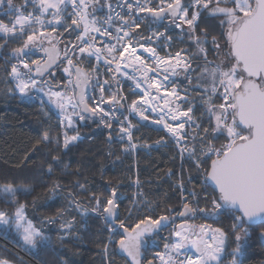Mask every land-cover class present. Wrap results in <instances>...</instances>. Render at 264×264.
I'll list each match as a JSON object with an SVG mask.
<instances>
[{
    "label": "snow or ice",
    "instance_id": "6c2138e0",
    "mask_svg": "<svg viewBox=\"0 0 264 264\" xmlns=\"http://www.w3.org/2000/svg\"><path fill=\"white\" fill-rule=\"evenodd\" d=\"M27 2L28 0H25L26 4ZM151 2L152 0H144L143 3L141 0H131V2L117 0V7L126 8L125 16L121 12L114 11L108 0H104L110 14L106 19L98 20L95 15L90 14L89 8L95 11L100 0H38L40 14L36 16L31 12L24 15L20 7L14 6L12 0H7V12H15L17 15L11 27L0 22V33H4L6 37L9 35L16 37L23 36L26 31L29 32L27 38L23 40L22 47L12 50L18 63L11 65L8 75L14 81V88L9 87L7 91L9 93L18 91L23 99L29 101L34 99L32 92L42 93L43 97H47V103L58 110L62 145L60 136H53L45 131L33 145V151L38 150L40 144H54L62 146L66 152L70 151L82 140L73 117L87 122L97 115L102 122L108 121L105 127L109 129L112 128V120L120 123L117 139L123 143L125 136L127 137V146L123 151L136 149L137 145L132 142V130L136 126L127 117L120 121L119 117L111 112H105L100 106L105 104L103 96L105 88L110 90L112 82H115L117 89L111 92L107 104L112 106L113 111L123 114L121 110L127 97L120 95L122 89L117 73L133 81L135 89H142L140 99L132 100L128 105L129 113L139 115L141 120H148L149 116L145 115V112L149 111V108H145V105L150 106L151 112H156V105L163 100L164 107L160 109V118L155 123L163 125L166 134L174 140L181 160L192 161L197 171L204 173V184L207 186L211 182L213 190L218 192V195L210 201L211 209L193 208L188 202H184L183 211L177 215L186 217L191 214L194 217L200 213L213 219L219 218L224 213L231 215L233 219L231 228L235 234L237 247L232 253L230 264H237L236 256L241 250V244L249 236V230L245 225L264 224V0H185L183 3L182 0H172L171 3L160 0L158 7H151ZM3 3L4 0H0V4ZM32 3L35 7L36 0H32ZM190 9L193 10L189 18ZM48 13L51 19L46 20L44 17ZM140 13L151 14L156 21L165 15L170 16L175 27L184 32L195 51L189 53L188 48H181L174 54L168 52L165 56H161L157 47L161 50L170 48L172 37H166L162 32H154L147 37L139 36L137 30L147 19V16H140ZM204 13L218 20L220 37L214 35L210 42L216 60L208 58L209 48L205 47L209 44L208 31L201 29L200 34H197L199 18ZM90 15L91 19H89ZM114 17L120 21L119 26L114 23ZM69 18L71 23H68ZM34 25H39L42 30L38 32ZM183 25H187L186 30ZM57 26L64 28L65 32L82 27V31L76 37L79 43L73 44L71 48L65 47L63 54L68 64V67L63 69L64 72L68 73L69 77L73 75L75 77L68 82L73 88L71 96L52 91V86L48 91L42 87L43 84L48 83L43 77L52 76L49 70L59 59L58 52L55 57L52 55L55 50L53 40L56 39L52 33L57 32ZM48 27H51V32L43 30ZM93 33L107 38V43L103 47H97V39ZM58 35L62 34L58 33ZM153 38L157 47L151 46ZM45 40L50 48L43 47ZM160 41H163V44H160ZM133 44L136 47H132ZM4 46L0 44V47ZM33 48L43 51L47 59L31 60L30 63L22 59L29 56ZM138 48L148 56L137 54ZM73 56L77 57L76 63ZM91 57H95L98 63L103 60L107 72L111 74L110 80L106 79L101 83L99 77L95 76V66L91 72L78 66L82 59ZM201 60L203 66L200 64ZM122 62H127L124 67ZM193 64L196 67H193ZM127 68H131L132 72L129 73ZM33 72L35 77L40 78L39 81L34 78ZM181 74L186 83L182 88H178L173 78ZM93 79H95L94 86L100 91V102L95 106L87 102L89 99H94L87 95V89ZM162 89L164 96L160 95ZM153 91L156 95L152 94ZM133 94L137 93L133 91ZM43 97L39 95L35 97L40 99L42 106L45 103ZM216 99H221L223 102L217 104L214 102ZM194 100H199L204 108L201 119L207 117L206 126L201 123V119L193 115ZM165 116L170 117L172 122H168ZM125 122L127 127L123 126ZM70 131L74 134L69 135ZM221 136H224L226 142L217 146L214 141ZM109 138L111 139V133ZM162 142L163 138L162 141H157V144ZM141 147L150 148L151 145L144 144ZM209 160L210 165L207 168L203 167ZM59 161V156L52 157L53 163ZM52 172V164H49L48 173L52 174ZM191 179L190 176L189 180ZM136 183L139 186L138 179ZM177 186L183 192L182 180ZM0 187L5 202L16 205L12 213L0 210V226H3L0 232L7 234L9 227L14 224L27 251L38 253L39 249L48 247L51 243L50 238L35 227L32 221L26 219L25 204L20 203L17 198L18 193L30 195L32 188L11 183ZM60 187V184L56 183L49 191L55 195ZM80 190L86 191V188L81 185ZM138 195L142 196L143 193L140 192ZM189 195L195 197L196 192L193 190ZM112 196L121 198L117 197L115 189L112 190ZM91 199L96 201L95 206L88 207L78 198L73 197L70 208L75 209L82 218L87 217L89 213L103 217L109 225V243L104 245L105 255L108 256L109 244L113 242L115 235L120 234L115 231L118 205L112 198L107 199L103 206L98 197L93 196ZM186 199L182 196V200ZM204 199H208L207 193ZM65 212L66 210H57V217L61 221L59 231L62 234L57 237L60 242L65 237L79 239L76 231L79 221L75 217L66 219ZM46 219L52 223L56 218ZM170 219L166 215L156 219L146 216L131 227H125L124 222L119 221L118 226L123 229L121 238L116 241L119 250L130 258L131 264H141L140 249L144 243L143 238L149 233L155 234L166 228ZM169 240L171 242L165 243L164 251L156 254L160 264H221L228 236L221 228L211 229L205 225L185 223L174 228ZM192 249H195V255L192 254ZM0 264H10V261L0 259ZM148 264L153 262L149 260Z\"/></svg>",
    "mask_w": 264,
    "mask_h": 264
},
{
    "label": "trees",
    "instance_id": "16d2710c",
    "mask_svg": "<svg viewBox=\"0 0 264 264\" xmlns=\"http://www.w3.org/2000/svg\"><path fill=\"white\" fill-rule=\"evenodd\" d=\"M183 1L185 2V0ZM12 2L16 7H21L23 4V0H12ZM6 8H8V3L7 0H4V3L0 4V10ZM102 9L103 6H101V14ZM192 10H189V17H191ZM90 14H93L91 9ZM183 28L186 30L187 25H183ZM201 29H206L209 33V44L205 45L209 48L208 58L216 60L217 57L211 50L210 42L212 36L220 37L218 20L204 13L199 18L198 35ZM137 32L142 37L152 35L151 33L154 32H162L166 37H172V46L163 50L157 47L156 41L153 42L158 53L164 56L168 52L174 54L186 46L188 49L193 47L184 32L175 27L171 18H167L162 23L147 18ZM61 34L52 33L56 38L53 43L55 42L63 48L76 39L78 32L70 29ZM56 40L59 42L57 43ZM221 42H223L222 39ZM159 43L163 44V41ZM0 44L5 45L0 47V186L11 183L32 188L30 195L25 196L18 193V201L25 204L26 219L32 221L33 225L39 228L51 241L48 247L39 249L38 253H30L26 250V246L13 224L9 227L7 234L0 232V259H6L10 261V264H62L65 261L67 264H109V262L111 264H129L124 257L119 256L116 252V241L121 238V234L114 236L113 242L109 244V254L106 256L104 245L109 243V225L101 215L95 213H89L85 218L78 215L75 209L70 208V201L73 197L78 198L82 204L88 207L95 206L96 201L91 199L93 196L100 199L102 206L106 204L107 199H115L118 205L115 231L118 233H120L119 221H123L126 227H131L146 216L153 219L161 215L171 217L180 211L184 202H188L193 208L211 209L210 201L217 194L209 185L204 184V173L197 171L192 161L180 162L176 144L172 142L163 128L153 126L133 115H128V117L131 123L136 126L132 130V142L137 145V148L129 152L123 151L127 142L121 143L117 139L120 123L117 120H112V128L109 129L105 127V123L108 121L102 122L99 115L87 122L77 120L76 127L82 140L77 142L70 151L66 152L62 146L54 144H40L38 150L33 151V145L45 131L50 135L60 136L62 145V129L56 116L52 114L45 117L43 115L37 101L23 100L17 95H9L3 90V78L8 77L11 64L18 62L12 50L22 47L23 36L4 37L0 35ZM73 60L77 62V57L75 56ZM200 64L203 65L202 60ZM79 65L90 72L95 66V76L99 77L101 83L106 79H111V74L107 72L104 65L95 63L93 58L82 59ZM193 65L196 67L195 64ZM60 66L61 64L55 68V74L49 79L43 78L48 81L45 84L49 87L63 88L65 77ZM117 77L120 79V88L122 89L120 95L127 97L124 108L121 110L123 114L113 111L112 106L107 104L111 92H115L117 89L115 82H112L110 90L105 88L103 93L105 104L100 106L104 108L105 112H111L114 116L119 117L120 121H123L128 114L127 106L131 104L132 100L140 99L142 93L135 89L132 81L122 78L118 74ZM173 80L178 88H182L186 83L183 74ZM94 85L95 79L91 82L90 90L87 93L88 96L94 98L87 101L91 106L100 102L99 88ZM133 91L137 94L134 95ZM194 103L193 114L196 118L201 119L204 108L199 100H195ZM201 123L207 125L206 116L201 119ZM124 124L126 125V122ZM110 133L111 139L109 138ZM72 134L74 133L70 131L69 135ZM162 138L163 142L157 144V141H162ZM224 142H226L224 136L214 141L217 146ZM144 144L151 145V147H141ZM53 156H59L60 161L53 163ZM209 163L210 160L203 167L207 168ZM49 164H52L53 167L52 174L48 173ZM190 176L191 180H189ZM137 179L140 182L139 186L136 183ZM181 180L184 184L183 192L177 186ZM56 183L61 187L53 195L49 189ZM81 185L86 188V191L80 190ZM113 189L116 190L117 197L121 198L117 199L112 196ZM193 190L196 192L195 197L189 195ZM140 192L143 193L142 196L138 195ZM70 193L71 195H69ZM205 193L208 194L207 200L204 199ZM182 196L187 199L182 200ZM15 207L16 205L5 202L2 187H0V210L12 213L15 211ZM58 209L66 210L65 217H75L79 221L76 230L79 239L65 237L62 242L57 239L62 234L59 231L61 221L57 217ZM170 209H174V211H170ZM48 217L56 219L49 223L46 219ZM184 219L194 221L197 226L214 224L220 227L228 236L227 256L222 259L221 263L232 259V253L237 244L231 228L233 223L231 215L224 213L219 218L213 219L205 214L197 213L194 218L189 214ZM181 220L183 219L176 220L169 227L148 237L147 245L143 248L142 264H146L147 260L152 259V253L158 251L156 246L149 244V240L157 238L159 240L157 247H162L166 242L163 234L173 224ZM2 227L0 226V228ZM245 227L249 230V236L241 244V250L236 258L237 264H264V246L258 235L259 231L264 230V224L245 225Z\"/></svg>",
    "mask_w": 264,
    "mask_h": 264
},
{
    "label": "rangeland",
    "instance_id": "374dc122",
    "mask_svg": "<svg viewBox=\"0 0 264 264\" xmlns=\"http://www.w3.org/2000/svg\"><path fill=\"white\" fill-rule=\"evenodd\" d=\"M27 4L29 5L28 7L29 8H33L34 10L35 9H38L39 10V7H38V0H36V5H35V7H34V5H33V3H32V0H28V2H27ZM34 10H32V11H34ZM69 11H71V8H69ZM89 12H90V9H89ZM0 20L1 21H3V22H5V23H8V21H9V18H8V16L7 15H5L3 12H1L0 11ZM40 14V13H39ZM91 15H93V14H91ZM91 15H90V17H91ZM46 20L47 19H51V15H50V13H48V14H45V17H44ZM190 18V17H189ZM68 23H71V20H70V18L68 19ZM36 29H37V31L39 32V31H41L42 29L40 28V26L39 27H37V26H34ZM155 28H157V27H155ZM154 28V29H155ZM44 31H47V32H51V27H48V28H46V29H43ZM64 31V28H62V27H59V26H57V32L56 33H62ZM29 34V32L28 31H26L25 33H24V35H23V40L24 39H26L27 38V35ZM80 34V32H78V35ZM152 34V33H151ZM77 35V36H78ZM53 36V35H52ZM73 42H70L69 43V45L67 44L66 46H64L63 48H62V52H61V54H60V58H61V71L63 72V74H64V77H65V82H64V86H63V88H56V87H52V91H59V92H63V93H65L66 95H68V96H71L72 94H73V88H72V86L71 85H69V80L70 79H72L73 80V76L72 77H69V75H68V73H66V72H64V68L65 67H68V64H67V60H65L64 59V57H63V54H64V49H65V47H68V48H71L72 46H73V44H76V43H79L76 39H74V40H72ZM45 42L46 43H48L47 42V40H45ZM153 42H155V39L153 38ZM153 42H152V47H155L154 46V44H153ZM56 45H58V44H56ZM97 45L99 46V47H103V45L104 44H102V43H100V42H97ZM134 45V44H133ZM135 46V45H134ZM185 48H187V46L185 47ZM226 50V49H225ZM78 51V50H77ZM192 51H195V49H194V47H191L190 49H189V53H191ZM160 54V53H159ZM71 55V54H70ZM125 55H127V53L125 54ZM148 55V54H147ZM161 55V54H160ZM161 56H164V55H161ZM75 56H73V58H74ZM91 58H93L94 60H95V63H98L97 61H96V59H95V57H91ZM22 59H24V60H26L27 62H31V56H25L24 58H22ZM18 62H14V63H12V64H17ZM100 64H102V65H104V67L106 68V65L103 63V60H101L100 62H99ZM127 62H122V67H124L125 66V64H126ZM11 64V65H12ZM201 66H203V65H201ZM113 67H114V65H113ZM193 67H194V65H193ZM127 71H129V73H131L130 72V70H131V68H127L126 69ZM11 71V67L9 68V72ZM22 71H23V69H22ZM118 75H121L120 73H117ZM116 74V75H117ZM180 76H182V74L180 75ZM122 77V76H121ZM122 78H125V77H122ZM160 77H158V79H159ZM176 78V77H175ZM38 81H39V79L38 78H36ZM3 90H5V92L7 93V94H9V95H13V94H15V95H17L18 97H20V99H23L21 96H20V94H19V92L18 91H13V92H11V93H9L8 91H7V89L9 88V87H13L14 88V81L12 80V78L8 75V77H4L3 78ZM132 83L134 84V87H135V83L132 81ZM42 87L44 88V90L45 91H48L49 90V86L48 85H46V84H43L42 85ZM139 90H142V89H139ZM163 90V89H162ZM199 91H197V93H198ZM196 93V94H197ZM163 94H164V90H163ZM184 93H181V95H183ZM195 94V93H194ZM31 95L34 97V99H32L33 101H37L38 103H39V105H40V110H41V112L43 113V115L45 116V117H49L50 115H54V116H56L57 118H58V121H59V123H60V116L58 115V110H56L52 105H50V104H48L47 103V97H43V94L42 93H40V94H37L36 92H32L31 93ZM41 96V97H43V100H44V105L42 106L41 105V102H40V99L39 98H35V97H37V96ZM23 100H25V99H23ZM195 101V100H194ZM194 101H193V103H194ZM215 103H217V104H219V103H222L223 101L222 100H218V99H216L215 101H214ZM195 104V103H194ZM130 105V104H129ZM156 107H157V111L156 112H154V113H152L151 111H150V106H148L147 105V107H146V105H145V108H149V111H146L145 112V115H147V116H149V119L148 120H142V121H146V122H148L149 124H151V125H153V126H156V127H160V128H163V125H161V124H157V123H155V121L156 120H158L159 118H160V115H159V112H160V109L161 108H163L164 107V103H163V101L161 100L160 101V103L159 104H157L156 105ZM42 108H43V110H42ZM127 110H128V106H127ZM69 111H71V109L69 108ZM45 113H47V115H45ZM158 114V115H157ZM128 115H133V116H136L137 118H139L140 119V117H139V115H137V114H135V113H129V111H128V114H127V118H128V120H129V117H128ZM194 115V114H193ZM195 117V116H194ZM165 119L168 121V122H172L171 120H170V117H168V116H165ZM73 120H74V123L75 124H77V120H78V118H76V117H73ZM141 120V119H140ZM81 122H83V121H81ZM124 127H127L128 125H127V122H126V125L124 124L123 125ZM186 127H187V125H186ZM119 129H120V127H119ZM165 130V129H164ZM166 131V130H165ZM172 140V139H171ZM124 142H127V137L125 136V138H124ZM172 142L175 144V142H174V140H172ZM178 150V149H177ZM179 152V151H178ZM179 158H180V162L182 161L181 160V157H180V154H179ZM182 162H184V160L182 161ZM195 199V198H194ZM183 206V205H182ZM182 208V207H181ZM235 215H238V214H235ZM69 216H66L65 218L66 219H70V218H68ZM194 218V217H193ZM48 221V220H47ZM189 222L193 225V224H195V222L194 221H190L189 220ZM177 224V223H176ZM176 224H174L173 226H171L170 227V229H168L167 231H166V233L165 234H163V237L166 239V242L165 243H170L171 241L169 240V235H170V233L174 230V228H176ZM196 225V224H195ZM202 225H205V226H209L211 229H216V228H220V227H218V226H215L214 224H202ZM197 226V225H196ZM211 234V233H210ZM158 239L157 238H155V239H150L149 240V244H151L152 246H156V248L158 249V251H156V252H153L152 253V259H150L152 262H153V264H160V261H159V259L157 258V253H160V252H163L164 251V245L162 246V247H157L158 245ZM226 246H227V242H226ZM226 246H225V251H224V253H222V259L225 257V256H227V251H226ZM192 254L193 255H195L196 253L192 250ZM238 257V254H237V256H236V258ZM232 260V259H231ZM231 260H225L223 263H221V264H230V262H231ZM148 261L149 260H147L146 261V264H148Z\"/></svg>",
    "mask_w": 264,
    "mask_h": 264
},
{
    "label": "water",
    "instance_id": "95a60500",
    "mask_svg": "<svg viewBox=\"0 0 264 264\" xmlns=\"http://www.w3.org/2000/svg\"><path fill=\"white\" fill-rule=\"evenodd\" d=\"M183 3V2H182ZM145 14V13H144ZM148 18H152L151 17V14H145ZM167 18H171L170 16H168V15H165L162 19H160V20H158L157 22H159V23H162V22H164ZM153 19V18H152ZM172 19V18H171ZM76 32H80V29H77V30H75ZM43 47H51L49 44H45ZM37 48H33L32 50H31V53L34 51V50H36ZM25 51H28V50H25ZM57 52L59 53V59H57L56 60V63L55 64H53L52 65V68L49 70L51 73H52V75H54L55 74V68L61 63V58H60V54H61V52H62V48H61V46L60 45H56L55 44V50L52 52V55H53V57H55L56 56V54H57ZM47 59V56H46V54L43 52V51H41V58L39 59L40 61H43V60H46ZM74 63H76V61H74ZM78 66L79 67H81V68H83L81 65H79L78 64ZM84 69V68H83ZM33 76H34V78H38V79H40L39 77H35V73L33 72ZM47 75H45L44 77H46ZM43 77V78H44ZM75 79V77L73 76V80ZM89 90H90V86H89V88L87 89V93L89 92ZM77 91H79V90H77ZM209 165H210V163H209ZM212 189H213V187L211 186V182H209V184H208ZM216 192V191H215ZM216 194L218 195V192H216ZM113 199V198H112ZM181 211H183V206H182V208H181V210H180V212ZM237 214H239V213H237ZM167 216V215H166ZM189 215H187L186 217H179L177 214H175V215H173V216H171L170 218V221H169V223H168V225H167V227H169L173 222H175L176 221V219L177 218H181V219H183V220H181V221H178L177 222V224H176V228H177V226H179V225H182V224H185V223H187V224H189V225H192L188 220H185L184 218H187ZM252 225H256V224H252ZM126 227V226H125ZM143 227V226H142ZM166 227V228H167ZM164 229V228H163ZM119 231H120V234H123V229H120L119 228ZM156 234V233H155ZM154 234L153 233H149L147 236H145L144 238H143V240H144V243L141 245V249H140V251H141V264H142V258H143V248L147 245V239H148V237H151V236H153ZM258 235H259V239H260V242H261V244L264 246V230H261V231H259V233H258ZM119 241V240H118ZM193 251H195V249H192ZM116 252H117V254L119 255V256H121V257H124L125 259H126V261L129 263V264H131V260H130V258H128L127 256H126V254L125 253H123L122 251H120L119 250V246H118V244H116Z\"/></svg>",
    "mask_w": 264,
    "mask_h": 264
},
{
    "label": "built area",
    "instance_id": "2783aa9c",
    "mask_svg": "<svg viewBox=\"0 0 264 264\" xmlns=\"http://www.w3.org/2000/svg\"><path fill=\"white\" fill-rule=\"evenodd\" d=\"M100 1L102 2L103 9H102V14L100 16L96 17L98 20H100L102 18L106 19L107 16L110 14L107 5L104 3V0H100ZM129 2H131V0H129ZM141 2L143 3L144 0H141ZM166 2L171 3L172 0H166ZM182 2H184V1L182 0ZM108 3H110L112 5L114 11L121 12L122 15H125V16L127 15L126 8L122 9L120 7H117V0H108ZM159 5H160V0H152V2L150 4L151 7H158ZM28 6L29 5L25 3V0H23V4H22V6L20 8L23 11L24 15H27L29 12H31L33 14V16L39 15V10L38 9L34 10L32 7L29 8ZM7 9L8 8L2 9L0 11L8 16V18H9L8 23H5V22H3L1 20H0V22H3L4 24H8L11 27L12 22L14 21V18L17 15V13H15V12H7ZM32 10H34V11H32ZM139 15L140 16H146L144 13H140ZM89 19H91L90 16H89ZM114 23L117 26H119L120 21L116 20L115 17H114ZM34 26L39 27V25H34ZM81 31H82V27L80 28V32ZM113 34H115V33L113 32ZM0 35L6 37L4 33H0ZM93 35L96 37L97 42H100L102 44L107 43V38L100 36V34H98V33H93ZM97 47H99V46L97 45ZM193 225H195V224H193ZM116 227L117 226H115V228Z\"/></svg>",
    "mask_w": 264,
    "mask_h": 264
},
{
    "label": "crops",
    "instance_id": "0c3cea01",
    "mask_svg": "<svg viewBox=\"0 0 264 264\" xmlns=\"http://www.w3.org/2000/svg\"><path fill=\"white\" fill-rule=\"evenodd\" d=\"M101 6H102V2H100V4H98L97 6H96V9H95V11H93V9L92 8H89V9H91L92 10V13H93V15H95V17H98V16H100V14H101ZM132 47H136V45L134 46V45H132ZM137 54H140V55H143L144 57H147L148 55H147V53H143V51H142V49H137ZM130 72H132V69L130 70ZM159 77V76H158ZM157 77V78H158ZM175 78V77H174ZM173 78V79H174ZM138 91H140L141 93H142V90H139V89H137ZM153 95H156L155 94V92L153 91V93H152ZM160 95L161 96H164V94H163V90H161V93H160ZM139 100V99H138ZM161 101V100H160ZM160 101H159V103H160ZM163 101V100H162ZM154 104H155V102H153ZM146 107H147V105H146ZM152 113H154V112H152ZM158 115V114H157Z\"/></svg>",
    "mask_w": 264,
    "mask_h": 264
},
{
    "label": "flooded vegetation",
    "instance_id": "af4514ba",
    "mask_svg": "<svg viewBox=\"0 0 264 264\" xmlns=\"http://www.w3.org/2000/svg\"><path fill=\"white\" fill-rule=\"evenodd\" d=\"M55 43V42H54ZM45 44H48V43H46L45 41H44V44H43V46L45 45ZM56 44V43H55ZM29 56H31V60H39L40 58H41V50L39 49V48H37L36 50H34L32 53H30V55ZM53 76V75H52ZM51 76H46V78L47 79H49ZM195 252V251H194Z\"/></svg>",
    "mask_w": 264,
    "mask_h": 264
},
{
    "label": "bare ground",
    "instance_id": "6f19581e",
    "mask_svg": "<svg viewBox=\"0 0 264 264\" xmlns=\"http://www.w3.org/2000/svg\"><path fill=\"white\" fill-rule=\"evenodd\" d=\"M181 210V209H180ZM180 212V211H179ZM179 212H177L176 214H178ZM179 218H177L176 220H178ZM177 223V222H176ZM174 225V224H173Z\"/></svg>",
    "mask_w": 264,
    "mask_h": 264
},
{
    "label": "clouds",
    "instance_id": "9594fccd",
    "mask_svg": "<svg viewBox=\"0 0 264 264\" xmlns=\"http://www.w3.org/2000/svg\"><path fill=\"white\" fill-rule=\"evenodd\" d=\"M173 226V225H172Z\"/></svg>",
    "mask_w": 264,
    "mask_h": 264
}]
</instances>
